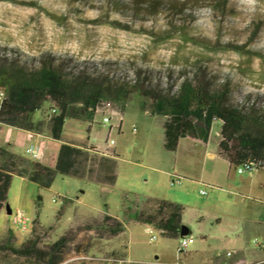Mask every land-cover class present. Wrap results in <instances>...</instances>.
Returning <instances> with one entry per match:
<instances>
[{"label": "rangeland", "instance_id": "374dc122", "mask_svg": "<svg viewBox=\"0 0 264 264\" xmlns=\"http://www.w3.org/2000/svg\"><path fill=\"white\" fill-rule=\"evenodd\" d=\"M154 1L0 0L3 75L48 62L63 69L72 88L97 92L122 113L119 128L110 131L113 185L56 174L44 188L12 177L0 209V242L10 233L9 244L18 247L31 237L43 255L0 248V264H264V170L238 173L217 154L216 121L206 144L181 137L176 151L167 150L168 115L152 104L184 79L206 88L226 85L232 102L247 112L249 129L264 139V0H158L147 6ZM0 90L6 97L2 83ZM50 107L56 106L44 103L33 115L43 123L39 131L49 132ZM107 133L94 114L86 121L67 119L61 138L103 147ZM148 198L182 205L178 236L131 218L141 206L152 208ZM16 211L25 224L13 222ZM104 214L124 228L111 231L114 224L104 223ZM182 239L187 243L178 254Z\"/></svg>", "mask_w": 264, "mask_h": 264}, {"label": "trees", "instance_id": "16d2710c", "mask_svg": "<svg viewBox=\"0 0 264 264\" xmlns=\"http://www.w3.org/2000/svg\"><path fill=\"white\" fill-rule=\"evenodd\" d=\"M157 1L147 6L154 8L159 5ZM0 83L6 89V97L0 103V126L38 131L43 123L40 119L34 121L33 115L48 102L57 108V113L47 121L50 136L55 140L61 139L67 119L86 121L92 118L96 102L101 98L97 92L82 93L72 88L63 69L48 62L42 63L35 71L10 72L9 75L0 72ZM153 99V106L168 115L163 122V146L167 150L174 151L180 137L197 139L206 144L210 127L216 121L220 132L217 152L229 166L252 162L256 169L264 170V139L249 129L247 112L243 106L232 102L226 85L206 88L184 79L170 96ZM103 109H110V102H103ZM115 165V157L103 156L96 150L69 142L60 144L50 164L16 153L8 144L0 145V209L6 204L13 176L26 178L44 188L50 186L56 174L86 178L111 186L116 179ZM145 202L151 203L152 208L145 211L141 206L133 210L131 218L152 225L162 235L178 236L182 230V205L164 199L148 198ZM103 221L114 224L110 227L111 231L124 228L122 221L109 214H104ZM10 236V233L5 235L0 248L19 255H43L31 237L15 247L9 244ZM63 238L60 237L57 242ZM47 258L48 262L53 261L50 256Z\"/></svg>", "mask_w": 264, "mask_h": 264}, {"label": "built area", "instance_id": "2783aa9c", "mask_svg": "<svg viewBox=\"0 0 264 264\" xmlns=\"http://www.w3.org/2000/svg\"><path fill=\"white\" fill-rule=\"evenodd\" d=\"M5 95L4 92L0 90V103L4 100ZM103 102H110V109H103ZM56 113V107H50L47 111L48 118H50L52 115ZM94 113L95 115H98L101 117V123L102 124H107L108 125V133H107V138L104 142L103 147L97 146V145H92L90 148L92 150L98 151L100 155L111 157L112 153L109 150L112 148L115 144L114 138L110 135V131L112 128H119L121 119H122V113L120 110L109 100L106 98H99L96 102V105L94 107ZM25 154L32 160L40 161L43 157V150L40 145L36 146L35 148L29 146L24 149ZM255 168V164L252 162H245L242 164H239L236 166V171L238 173H242L245 171H251ZM172 182H179L178 177H172L171 179ZM13 222L20 223V224H25L26 218L23 216V214L20 211H16L12 218ZM155 236L152 235L150 237V240L154 239ZM187 240L182 239L179 241V244L177 246L176 252L179 254L183 251L184 246L186 245ZM227 255L230 253L227 252ZM260 262L264 263V259L261 260ZM114 264H126L124 260L122 259H116ZM127 264H163L160 262H133V263H127ZM174 264H179L178 262H175Z\"/></svg>", "mask_w": 264, "mask_h": 264}, {"label": "crops", "instance_id": "0c3cea01", "mask_svg": "<svg viewBox=\"0 0 264 264\" xmlns=\"http://www.w3.org/2000/svg\"><path fill=\"white\" fill-rule=\"evenodd\" d=\"M0 139H2L3 141L0 145L8 144L11 150L14 152H16L15 150L16 147H20L22 152H16V153H19L25 157H28L24 152V149L26 147L31 146L35 148L36 146L40 145L43 150V157L40 161L45 164L53 163L60 144L64 142L62 138L59 140L53 139L50 136V133L45 130L31 131V130H26L13 126H5V125H3L0 128ZM180 139L181 137L179 138L177 147L174 151L177 150ZM91 146L92 145H89V147ZM209 155L213 156L214 153H210ZM208 262L209 261H204V260H193V261L191 260L185 262L184 264H205Z\"/></svg>", "mask_w": 264, "mask_h": 264}, {"label": "bare ground", "instance_id": "6f19581e", "mask_svg": "<svg viewBox=\"0 0 264 264\" xmlns=\"http://www.w3.org/2000/svg\"><path fill=\"white\" fill-rule=\"evenodd\" d=\"M19 4V3H18ZM25 4V3H24ZM72 5V4H71ZM189 21V20H188ZM195 23V22H194ZM198 23V22H197ZM199 24V23H198ZM200 39V38H199ZM197 41V40H196ZM201 41V40H200ZM191 43V42H190ZM203 43V42H202ZM186 49H184V51H185ZM187 51H188V49H187ZM262 51V50H261ZM189 53V52H188ZM192 54V53H191ZM187 55V54H186ZM184 56H185V54H184ZM10 62V61H9ZM214 71V70H213ZM224 77V76H223Z\"/></svg>", "mask_w": 264, "mask_h": 264}, {"label": "water", "instance_id": "95a60500", "mask_svg": "<svg viewBox=\"0 0 264 264\" xmlns=\"http://www.w3.org/2000/svg\"><path fill=\"white\" fill-rule=\"evenodd\" d=\"M9 211V210H8ZM181 231H183V228H182V230Z\"/></svg>", "mask_w": 264, "mask_h": 264}]
</instances>
